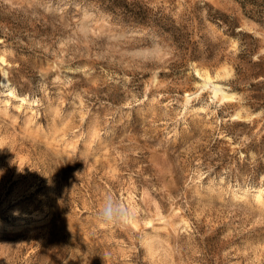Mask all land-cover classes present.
I'll use <instances>...</instances> for the list:
<instances>
[{"label":"rangeland","instance_id":"obj_1","mask_svg":"<svg viewBox=\"0 0 264 264\" xmlns=\"http://www.w3.org/2000/svg\"><path fill=\"white\" fill-rule=\"evenodd\" d=\"M0 264H264V0H0Z\"/></svg>","mask_w":264,"mask_h":264},{"label":"clouds","instance_id":"obj_2","mask_svg":"<svg viewBox=\"0 0 264 264\" xmlns=\"http://www.w3.org/2000/svg\"><path fill=\"white\" fill-rule=\"evenodd\" d=\"M132 210L118 198L107 195L97 212V219L102 226L126 224L134 219Z\"/></svg>","mask_w":264,"mask_h":264},{"label":"bare ground","instance_id":"obj_3","mask_svg":"<svg viewBox=\"0 0 264 264\" xmlns=\"http://www.w3.org/2000/svg\"><path fill=\"white\" fill-rule=\"evenodd\" d=\"M219 90H221V89H219ZM219 90H218V91H219Z\"/></svg>","mask_w":264,"mask_h":264}]
</instances>
